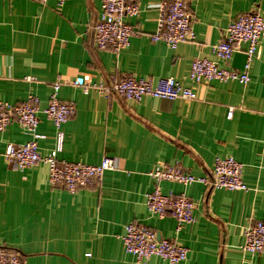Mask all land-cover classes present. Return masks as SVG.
<instances>
[{"label": "crops", "instance_id": "crops-1", "mask_svg": "<svg viewBox=\"0 0 264 264\" xmlns=\"http://www.w3.org/2000/svg\"><path fill=\"white\" fill-rule=\"evenodd\" d=\"M161 1L138 0L139 14L126 18L134 29L130 44L115 52L96 47L102 0H0V99L19 104L34 95L46 107L60 81L59 98L77 111L63 127L59 158L98 164L110 156L118 162L101 181L70 192L49 184L45 163L19 170L7 161L8 144L32 139L20 124L0 131V245L18 251L23 264H167L157 256L140 263L125 251L122 235L130 222L186 246L182 264H264V253L242 249L244 226L264 221V38L249 83L193 84L188 77L202 57L244 69L247 43L230 60L218 58L214 46L240 14L264 15V0H193L196 40L175 49L152 40ZM129 74L174 77L197 99L145 96L135 102L81 86L88 78L100 83ZM40 118L38 132L46 138L37 142L46 153L56 147L57 131L45 114ZM227 156L243 163L248 190L162 181L163 193H186L195 203L196 220L180 231L171 215L148 210L146 195L156 186L150 173L157 166L180 163L208 177L216 159Z\"/></svg>", "mask_w": 264, "mask_h": 264}, {"label": "built area", "instance_id": "built-area-1", "mask_svg": "<svg viewBox=\"0 0 264 264\" xmlns=\"http://www.w3.org/2000/svg\"><path fill=\"white\" fill-rule=\"evenodd\" d=\"M46 1V0H43ZM67 0H59L63 5ZM193 0H163L157 4L158 19L153 41H162L175 49L183 42L196 40L193 27L194 15L191 9ZM140 12L138 0H102V13L94 26L95 43L99 50L111 49L119 52L130 44L134 29L126 20ZM224 38L216 43L214 52L222 60H230L242 43L248 44L247 61L243 70L222 67L216 61L206 57L197 58L192 62L189 79L193 84H201L212 80L237 81L247 84L251 80L250 68L253 59L259 54V45L264 38V15L259 10L240 14L226 28ZM85 92L92 89L106 97L117 95L127 101H141L145 96L161 99H197V93L191 86H184L174 77L152 79L148 77L125 75L119 80L95 83L85 79L82 83ZM61 82L52 85L50 102L46 107L40 106V99L31 95L26 101L14 104L0 99V131L17 122L32 135L25 143H10L6 147L5 157L17 169L24 170L45 163L49 167L48 182L53 187H61L70 192L91 186L101 181L108 170L118 166L115 157L106 156L98 164L72 162L59 158L63 149L64 125L76 114L74 103L59 98ZM43 113L53 123L57 131V145L54 149L41 153L38 139L46 135L38 132ZM234 107L229 109L232 117ZM242 162L232 156L218 157L210 176H196L185 169L180 163L159 165L150 174L156 180L155 188L147 193L148 210L160 218L171 215L177 221V231L184 224L193 223L195 203L186 193H163L162 181H172L189 185L202 183L211 188L228 190H248L243 179ZM245 241L242 249L251 253H264V221H252L244 226ZM125 251L138 262L146 263L153 256L160 257L167 264H182L188 258L189 249L176 241L159 238L156 231L138 222L125 225L122 235ZM0 264H23L18 251L0 245Z\"/></svg>", "mask_w": 264, "mask_h": 264}, {"label": "water", "instance_id": "water-1", "mask_svg": "<svg viewBox=\"0 0 264 264\" xmlns=\"http://www.w3.org/2000/svg\"><path fill=\"white\" fill-rule=\"evenodd\" d=\"M158 237H159V238H161V236H160V235H158Z\"/></svg>", "mask_w": 264, "mask_h": 264}]
</instances>
